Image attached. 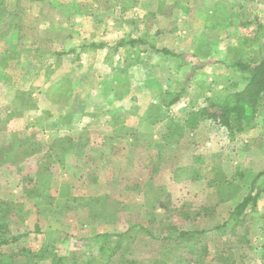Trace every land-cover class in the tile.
Here are the masks:
<instances>
[{
	"label": "rangeland",
	"instance_id": "374dc122",
	"mask_svg": "<svg viewBox=\"0 0 264 264\" xmlns=\"http://www.w3.org/2000/svg\"><path fill=\"white\" fill-rule=\"evenodd\" d=\"M252 56L264 0H0V264H264V96L245 130L184 125Z\"/></svg>",
	"mask_w": 264,
	"mask_h": 264
},
{
	"label": "trees",
	"instance_id": "16d2710c",
	"mask_svg": "<svg viewBox=\"0 0 264 264\" xmlns=\"http://www.w3.org/2000/svg\"><path fill=\"white\" fill-rule=\"evenodd\" d=\"M130 47L141 46L144 52L148 54H156L163 61L173 62L179 60V67H189L191 72H195L210 61L203 60L201 56L193 51L176 52L166 47H158L141 38L120 39L116 44L109 46L107 43L95 44L88 46L95 48L111 47L113 51L118 52L122 46ZM83 47H87L84 45ZM82 47V48H83ZM76 49L72 48L67 52H58L61 56L68 53H74ZM202 59V61H201ZM198 61V62H197ZM229 67L235 69L245 77L244 86L235 92L228 93L220 100L206 99V105L198 107V109H190L187 112L184 125L191 129L196 128L203 120H210L217 128H226L232 132L233 130L242 131L253 125L254 119L260 113L261 99L264 96V57H250L248 60L235 59L229 62ZM180 95V94H179ZM177 95L170 104L176 103L179 99ZM260 175V174H259ZM262 175V174H261ZM262 191L257 187L256 181L252 183L251 191L235 206L230 216H236V223H240L242 216L249 206L255 207L261 197ZM226 225L223 222L216 228ZM194 233V232H189ZM187 232L182 235L189 234ZM20 235L11 238H3L0 244H9L18 240Z\"/></svg>",
	"mask_w": 264,
	"mask_h": 264
}]
</instances>
